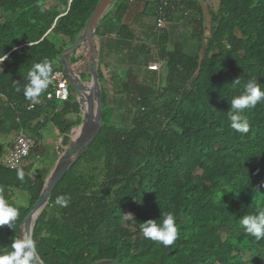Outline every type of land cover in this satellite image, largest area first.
<instances>
[{"label":"trees","instance_id":"16d2710c","mask_svg":"<svg viewBox=\"0 0 264 264\" xmlns=\"http://www.w3.org/2000/svg\"><path fill=\"white\" fill-rule=\"evenodd\" d=\"M99 1L0 0V57L8 56L0 72V196L19 213L11 226H0V255L22 238V224L52 170L51 165L34 177L24 167L6 168L1 158L10 146L1 138L52 123L62 146H69L71 129L81 123L69 116H80V106L71 93L65 101L47 94L52 78L63 72V50L84 32ZM132 1L115 0L111 12L117 21ZM205 1L217 4L211 28ZM176 9L192 27L197 51L186 53L156 23L138 58L155 50L167 70L164 86H126L132 109L126 126L116 119L124 124L128 116L103 93L99 135L36 219L32 239L44 264H264V240L256 241L239 224L240 217L264 207V104L245 110L247 134L231 129L227 118L231 99L243 91L232 88V80L240 77L243 85L254 79L264 90V0H151L146 13L153 10L158 21L163 12L169 22ZM119 36L135 37L126 25ZM45 60L52 82L34 104L24 87L29 72ZM102 77L99 70L100 82ZM124 91L115 88L116 94ZM34 143L29 158L37 151ZM16 191L28 197L27 205L16 204ZM62 195L71 197L66 207L56 204ZM166 211L174 212L179 230L168 248L141 233L143 222L159 223Z\"/></svg>","mask_w":264,"mask_h":264},{"label":"water","instance_id":"95a60500","mask_svg":"<svg viewBox=\"0 0 264 264\" xmlns=\"http://www.w3.org/2000/svg\"><path fill=\"white\" fill-rule=\"evenodd\" d=\"M115 0H100L90 16L86 29L77 40L61 54L63 74L67 78L72 92L83 112L79 126L72 128L71 143L62 156L59 157L45 181L42 193L22 224L21 237L32 238L37 217L48 205L47 202L72 167L81 159L84 153L95 141L102 128L103 93L99 79V53L95 31L103 14L112 6ZM202 57L205 55V45L202 47ZM203 58L199 62L200 65ZM82 66V67H81ZM83 69L81 71L80 69ZM90 76V81L82 78ZM37 123V121L35 122ZM36 264H44L37 255ZM94 264H123L116 260H107Z\"/></svg>","mask_w":264,"mask_h":264},{"label":"crops","instance_id":"0c3cea01","mask_svg":"<svg viewBox=\"0 0 264 264\" xmlns=\"http://www.w3.org/2000/svg\"><path fill=\"white\" fill-rule=\"evenodd\" d=\"M151 0H134L130 3V7L122 19V21H117L114 14L111 12L113 10L114 3L112 6L103 14L101 17L98 26L95 31V37L98 46L99 53V70L102 72L103 78L106 82L107 89H114V81L116 79H120L119 74L123 72L125 69H129L130 67H135L136 62H132L133 58L136 59L141 55V49L145 42L150 39V34L152 27H155L156 23H159L161 18H165V13L162 12L160 14V19L157 21V16H155V12L151 10L149 13H146L147 6ZM217 8V4L211 1H205L202 4L204 9V13L206 18L210 16V12L212 11V7ZM177 12L173 15V20L164 22V28L168 32L169 40L171 42L180 44V46L185 50V43L187 45V49L190 54H193L197 51V44L192 36V27H190L189 22L183 18L180 11L176 9ZM122 25H126L135 35V37L131 40L121 39L119 36V31ZM209 26V24H208ZM159 27V26H158ZM153 59L149 61H145L142 64V67L137 70H133L134 75L130 77V81L123 80V88L127 90L126 86L129 84L140 83L145 84L147 86H160L162 85V76L164 69V61L161 60L157 55L153 54ZM134 65H133V64ZM150 64H159L160 68L158 71H150L148 66ZM2 65V64H1ZM63 73V72H62ZM87 76V75H86ZM83 79V78H82ZM84 80V79H83ZM87 80V79H86ZM84 80V81H86ZM108 92V94L112 93V91ZM115 91V89H114ZM71 93V92H70ZM116 92H113L114 94ZM74 99L76 100L75 94L72 92ZM127 97V96H126ZM114 100L116 103L118 101L119 104H126L128 98H120L116 96L109 95L108 100ZM109 100V102H111ZM63 101V100H62ZM77 102V100H76ZM62 105V104H61ZM81 111V109H80ZM127 112V111H126ZM81 118V122L83 119V112L81 111V115L72 114L69 116V119L72 121L77 120V118ZM36 122V121H35ZM36 124V123H34ZM81 124V123H80ZM77 126H74L75 128ZM55 135L58 139V142L62 145L63 138L59 135V130L54 126ZM72 130V129H71ZM69 135H71L69 133ZM13 136L12 141H6L11 147L15 134ZM71 139V137H70ZM9 147V148H10ZM28 162H25L23 167L27 170Z\"/></svg>","mask_w":264,"mask_h":264},{"label":"clouds","instance_id":"9594fccd","mask_svg":"<svg viewBox=\"0 0 264 264\" xmlns=\"http://www.w3.org/2000/svg\"><path fill=\"white\" fill-rule=\"evenodd\" d=\"M41 13L45 11L40 7ZM8 56L4 54L0 57L2 64ZM52 66L48 60L38 63L29 72L27 84L24 87V96L34 104L40 103L38 97L44 92L52 82L50 74ZM243 91L240 95L233 96L230 108L227 111L229 126L235 132L247 134L250 131V124L243 118L245 110L254 109L258 104H264V90L260 83L254 79H249L241 85L240 77L231 81V87H241ZM20 89H17L19 91ZM17 179L24 180L23 170L17 171ZM231 192V191H230ZM234 193V192H233ZM71 197L68 195L58 196L56 204L66 207ZM18 210L7 203L0 196V226L9 225L18 217ZM160 222L149 219L141 224V233L144 239L153 241L168 248L175 244L179 238V230L176 226V216L172 211L162 213ZM126 219H133L132 214H125ZM239 224L247 234H250L256 241L264 240V207L258 208L254 213L245 214L239 218ZM12 251L5 255H0V264H36L37 252L36 242L28 235L22 238H15L11 243Z\"/></svg>","mask_w":264,"mask_h":264},{"label":"rangeland","instance_id":"374dc122","mask_svg":"<svg viewBox=\"0 0 264 264\" xmlns=\"http://www.w3.org/2000/svg\"><path fill=\"white\" fill-rule=\"evenodd\" d=\"M212 9H216L214 6L212 7ZM0 16H1V13H0ZM208 21H209V28H211L212 26V18L211 16H208ZM243 25H245L243 23ZM248 25V24H247ZM185 45V52L186 53H189L188 49H187V45L186 43L184 44ZM154 50V49H153ZM153 54H155V50L152 52ZM133 63L135 64V67H130L129 69H125L123 72H121L119 74L120 76V79H116L113 83L114 85V89L116 88V86H122L123 85V80L126 79L127 77V80L125 81H130V77H133L134 75V71L133 70H137V69H140L142 67V63L145 62V61H149L151 59H153V57L151 56H144V58H142V56L138 59H136L135 61V58H133ZM132 63V64H133ZM133 64V65H134ZM151 65V64H150ZM82 67V66H81ZM4 67H2V65L0 64V72L3 70ZM81 71H83V69L81 68L80 69ZM166 77H167V70H166V67L164 66V69H163V76H162V81H163V84L166 82ZM87 79V80H86ZM86 81H90V76L87 75L86 77ZM102 82H100V86H101V90H102V93H105L107 95V97H109V95H114L116 97H120V98H127L125 95V93H131L130 92V89L128 90H125L124 92L122 93H119V94H112L114 91V89H107V86L106 85V82L104 80V78L102 77ZM161 86H164L160 83ZM112 91V93L108 94V92ZM70 92L72 94V89L70 88ZM112 98H110L109 100H111ZM111 103L115 104L114 100H111ZM58 104H62V102H59ZM118 108H120V111L125 115H127L128 117V120L129 122H125L124 124L120 121L122 118H118L117 117V121L119 124L121 125H128L130 123V119H131V112H132V109H131V106L129 105V103L127 102V104H118V102H116ZM119 111V113H120ZM128 111V112H126ZM126 112V113H125ZM117 115V114H116ZM115 115V117H116ZM124 126H121V127H124ZM55 128H54V125L52 123H47L45 124V126L42 127V129L40 131H28V132H25V135H27L28 137H30L31 139H33L34 141H37L38 142V146H37V151L35 153H33L31 155V157L26 161L29 163V165H27V170L33 174L34 177H36V175L40 174V173H44L47 169H50L51 168V165H52V169L53 167L55 166L57 160L59 159L60 156L63 155V153L65 152L66 148L68 146H62L59 142H58V139L56 138V135H55ZM71 136V135H70ZM2 141H12L13 139V136H3L2 138ZM49 176V175H48ZM48 178V177H47ZM15 196H14V199H16V204L18 205H24L27 203L28 201V197H26L25 195H23L22 193L20 192H15ZM22 194V195H21ZM27 205V204H26Z\"/></svg>","mask_w":264,"mask_h":264},{"label":"built area","instance_id":"2783aa9c","mask_svg":"<svg viewBox=\"0 0 264 264\" xmlns=\"http://www.w3.org/2000/svg\"><path fill=\"white\" fill-rule=\"evenodd\" d=\"M164 22L165 18H161L158 26L164 28ZM148 68L150 71H158L160 66L159 64H151ZM52 81L54 86L52 91L47 94V98L50 100H68L70 97V85L65 75L63 73H57L52 78ZM34 145V140L25 135L24 132L15 134V139L11 147L1 158V163L11 170L22 168L32 153Z\"/></svg>","mask_w":264,"mask_h":264}]
</instances>
